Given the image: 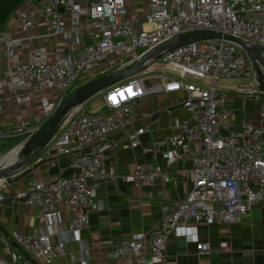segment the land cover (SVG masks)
I'll list each match as a JSON object with an SVG mask.
<instances>
[{
    "label": "built area",
    "instance_id": "2783aa9c",
    "mask_svg": "<svg viewBox=\"0 0 264 264\" xmlns=\"http://www.w3.org/2000/svg\"><path fill=\"white\" fill-rule=\"evenodd\" d=\"M28 3L18 12L19 28L43 26L51 37L62 34L63 8L69 11L74 25L82 15L88 16L89 40L72 51L66 50L67 42L52 53L40 46L32 50L28 60L0 69V136L4 135L2 80L17 105L29 102L33 93L53 92L52 98L40 99L44 121L78 86L139 60L181 33L209 30L229 34L251 47L257 46L264 54V0H149L141 25L130 16L126 0H91L85 5L77 0ZM0 42H4L3 37ZM20 43V39L6 40L7 47ZM144 64L140 73L104 91L99 109L79 112L80 106L62 120L46 145L47 152L68 156L70 166L79 174L49 181L34 177L25 188L12 192L14 199L39 207L41 216L56 228H45L36 236L14 231L21 249L11 251L8 258L0 257V264H65L67 243L80 242L89 228L90 213L97 207L102 209L97 203V191L109 176L104 169L106 146H95V142L121 130L132 148L140 145L149 126L135 127V105L153 92L185 91L183 106L190 118L178 123V131L166 139L165 166L137 165L123 178L136 187L157 178L168 181L170 166L180 158H188L192 168L186 176L192 188L165 217L160 230L133 234L116 245L113 264H167L166 248L172 234L189 236L191 225L201 222L232 224L247 215L251 207L264 202V125L262 121L244 122L235 128L231 122L234 110L228 105L225 90L217 86L220 79L256 76L246 50L224 39H194L176 48H164ZM151 78L160 82L147 86ZM243 93L253 98L264 91L257 80ZM261 117L264 119V110ZM25 126L20 121L13 132L23 133ZM8 182V178L0 177V207L7 197ZM57 204L82 212L70 217L65 227ZM196 249L200 254L213 251L209 241L201 240L196 241ZM219 250L227 252L231 247L221 241ZM75 262L72 253L68 264Z\"/></svg>",
    "mask_w": 264,
    "mask_h": 264
},
{
    "label": "crops",
    "instance_id": "0c3cea01",
    "mask_svg": "<svg viewBox=\"0 0 264 264\" xmlns=\"http://www.w3.org/2000/svg\"><path fill=\"white\" fill-rule=\"evenodd\" d=\"M37 2L38 0H29ZM83 5L91 0H77ZM130 16L141 25L149 10V0H126ZM28 0L24 2L9 18L0 32L4 42H0V69L13 67L28 60L34 48L47 47L49 53L67 42V51L78 50L89 40L88 16L82 15L79 23L74 25L70 13L63 9L65 32L53 37L49 36L47 27L37 26L32 30L19 28L17 16L20 9L27 8ZM30 37H33L29 41ZM7 39H20L21 43L7 47ZM257 77L250 74L244 78L220 79L217 86L225 90L228 105L234 110L232 124L240 128L244 122H261L264 119V94L247 97L243 92L256 84ZM200 82L198 79H192ZM160 82L151 78L147 86ZM3 83L2 123L4 135L0 136V167L10 164L6 159L17 158V149L39 128L41 117V97L52 98L53 92L33 93L29 102L15 104L12 92ZM99 96V95H98ZM185 91L153 92L144 96L135 105V127L148 125L149 130L141 136V144L132 148L124 140L121 130L108 134L105 140L96 141L95 146H106L103 159L104 169L109 175L97 191V203L102 209L95 208L89 215L90 225L83 233L80 242L67 243L68 264L73 253L75 264H113L116 245L133 234L142 231H158L162 228L164 219L184 199L192 188V181L186 176L192 168L188 158H180L169 168L170 180L161 178L136 187L125 181L124 176L132 173L137 165L154 167L156 164L165 166L164 143L166 139L178 131L177 125L182 120L190 118L189 111L183 106L186 99ZM97 97V96H96ZM95 98V97H94ZM90 99L82 108L92 111ZM103 104V97H102ZM102 106V105H101ZM100 106V107H101ZM99 107V108H100ZM26 123L23 133H14L18 122ZM107 145H109L107 147ZM111 145V146H110ZM147 148L152 149L147 150ZM15 151V152H14ZM45 146L32 161L9 175L7 197L0 207V257L8 258L13 250L21 249L15 241L13 232L30 236L38 235L43 229L54 230L56 226L41 216L39 207L26 204L12 197V192L25 188L32 178L49 181L60 176L78 175V169L70 166L68 156H58L47 152ZM60 221L67 227L70 217L81 214L82 210L72 211L65 204H57ZM191 235L172 234L167 242V264H264V202H259L247 215L232 224L221 221L201 222L192 224ZM66 238V235H57ZM209 241L212 246L210 254H200L196 249V241ZM227 241L230 251L219 250V243ZM84 251V252H83ZM60 262V260H56Z\"/></svg>",
    "mask_w": 264,
    "mask_h": 264
},
{
    "label": "water",
    "instance_id": "95a60500",
    "mask_svg": "<svg viewBox=\"0 0 264 264\" xmlns=\"http://www.w3.org/2000/svg\"><path fill=\"white\" fill-rule=\"evenodd\" d=\"M194 39H224L242 46L244 50H246L248 57L254 66L257 80L260 82L261 89L264 91V54L257 46L251 47L243 39L229 34H223L221 32L193 30L181 33L158 45L148 53L144 54L139 60L130 62L124 67H120L110 73L89 80L72 90L60 101L53 114L44 120L39 128L20 146L19 149H17L19 151L17 158L14 159V161L11 160L13 153L6 158L9 159L8 162L10 164L0 167V177H6L9 179V175L12 172L32 161V159L52 140L60 123L72 110L84 105L90 99L102 94L108 88L140 73L146 66L144 62L162 49L167 47L176 48ZM2 163L3 162H1L0 165H2Z\"/></svg>",
    "mask_w": 264,
    "mask_h": 264
},
{
    "label": "trees",
    "instance_id": "16d2710c",
    "mask_svg": "<svg viewBox=\"0 0 264 264\" xmlns=\"http://www.w3.org/2000/svg\"><path fill=\"white\" fill-rule=\"evenodd\" d=\"M27 0H0V32L10 16Z\"/></svg>",
    "mask_w": 264,
    "mask_h": 264
},
{
    "label": "rangeland",
    "instance_id": "374dc122",
    "mask_svg": "<svg viewBox=\"0 0 264 264\" xmlns=\"http://www.w3.org/2000/svg\"><path fill=\"white\" fill-rule=\"evenodd\" d=\"M102 97H103L102 94H100L97 97L95 96V98H94V100L92 101V104H91L92 109H95V110L99 109V107L102 105ZM86 109L87 108H85V109L81 108V110L79 112H86Z\"/></svg>",
    "mask_w": 264,
    "mask_h": 264
},
{
    "label": "bare ground",
    "instance_id": "6f19581e",
    "mask_svg": "<svg viewBox=\"0 0 264 264\" xmlns=\"http://www.w3.org/2000/svg\"><path fill=\"white\" fill-rule=\"evenodd\" d=\"M18 152H19V151L17 150V151H16V155L18 154ZM5 178H6V177H5Z\"/></svg>",
    "mask_w": 264,
    "mask_h": 264
},
{
    "label": "snow or ice",
    "instance_id": "6c2138e0",
    "mask_svg": "<svg viewBox=\"0 0 264 264\" xmlns=\"http://www.w3.org/2000/svg\"><path fill=\"white\" fill-rule=\"evenodd\" d=\"M129 91H131V90H129ZM113 99H115V98L113 97Z\"/></svg>",
    "mask_w": 264,
    "mask_h": 264
}]
</instances>
